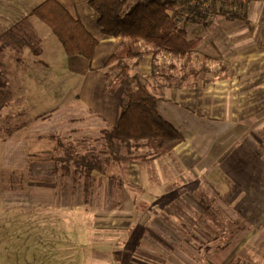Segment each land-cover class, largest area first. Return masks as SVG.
Instances as JSON below:
<instances>
[{
    "label": "crops",
    "instance_id": "0c3cea01",
    "mask_svg": "<svg viewBox=\"0 0 264 264\" xmlns=\"http://www.w3.org/2000/svg\"><path fill=\"white\" fill-rule=\"evenodd\" d=\"M8 1L17 4L18 11L24 10L22 2ZM23 1L34 4L28 9L25 7L24 18L29 20L31 10L43 0ZM60 1L83 21L99 43L92 61L79 55H67L72 71L85 76L80 88L83 103L76 104L71 89L67 88L69 95L63 105L37 110L36 114L32 112L29 118L40 120L34 126H29L31 122L26 120L8 138L3 155L10 164L22 161L44 172L47 169L41 166L52 169L60 161L59 157L62 162L78 157L89 160L94 151L103 157L102 134L118 121L119 100L127 83L121 84L112 94L106 92V73L116 65H106V61L129 41L104 35L88 0ZM138 1L131 0L125 10ZM215 10L214 20L205 18L187 22L190 36L202 39L190 57L174 59L166 52L154 57L151 47L139 40L136 48L143 55L125 60L131 72H139L145 77L149 89L157 97L161 115L184 133V140L172 153L129 162L144 167L142 174L147 181L150 182L154 174L158 177V182L145 188L147 193L151 192V198L152 193L157 197L160 195L162 200H166V195L168 199L169 195L175 196L176 205L167 204L170 210L164 208V204H156L152 211L148 206L136 205L134 210H138V216L130 222L116 218L115 212L121 211L119 206L109 208L112 220L100 217L98 212L105 211L100 209L96 210L97 215L90 225L89 206L70 205L72 188H39L33 194L36 197L33 203L37 205L35 213L41 214L38 217L42 220L41 229L56 230L52 231L51 240L61 243L53 249L59 255L63 252L58 260L108 264L110 254L105 246L109 244L112 249H121L124 257V260L121 257L113 260V264H152L156 260L138 256L136 246L142 237L143 241L151 240L150 229H154L159 238L157 244L168 247L165 256L160 255L163 264H264V0H254L248 5L221 1L215 4ZM16 38L15 44L8 43L14 51L26 44L25 40ZM40 42V33H34L33 41L29 43L30 51L38 57L45 51ZM35 58L31 59L35 64L47 63L42 58ZM0 59L4 60L3 57ZM11 59L20 61L21 57L11 55ZM80 97L76 95L79 100ZM24 114L19 112L17 116ZM47 133L51 138L54 133L57 142L47 139ZM30 134L42 138L37 146L39 150L32 153L33 163H30L31 153L25 147ZM204 142V148L200 149ZM158 159L162 169H150V163L159 162ZM93 173L98 175L97 171ZM17 179L15 175L12 181L18 182ZM170 179H175L173 188L166 185V180ZM149 188L155 191H149ZM26 190L19 196L21 201L16 199V202H28L29 192L33 191ZM85 192L87 190L82 188L79 194ZM46 200L49 205H43ZM72 208L79 216L67 215ZM222 211L224 220L217 221L213 214ZM151 212L156 216L150 217ZM142 213L144 216H140ZM50 214L60 215L50 217ZM158 215L163 218L160 220ZM167 217L170 220H163ZM56 220L63 223H55ZM74 225L81 229L76 234L80 237L83 234L88 237L91 227L102 232L111 228L116 232V238L113 234L111 243L96 242L92 252L82 248L81 254L75 256V248L71 250L67 244H62V239L68 237L67 229ZM123 227L128 229L122 231ZM137 234L142 235L139 241ZM122 237L127 241L117 247Z\"/></svg>",
    "mask_w": 264,
    "mask_h": 264
},
{
    "label": "rangeland",
    "instance_id": "374dc122",
    "mask_svg": "<svg viewBox=\"0 0 264 264\" xmlns=\"http://www.w3.org/2000/svg\"><path fill=\"white\" fill-rule=\"evenodd\" d=\"M8 2V0H0V58L3 57L4 59L3 61L0 59V264H87L82 260H58L61 254L63 255V252L59 255L53 249L58 247L56 244L61 243L51 240L52 231L56 232V230L41 229L42 220L38 218L41 214L35 213L34 208L37 205L33 203L36 201V197H33V194L39 188H47L49 190L72 188V197L68 198L72 203L70 205L81 203L89 206V208H85L90 209V213L87 214L90 225L95 220L96 210H105L102 213L98 212V215L104 217L105 220H112V212H109V208L119 206L121 211L115 212L118 215L116 218L119 217L120 220L130 222V220H135L138 216V210H134L136 205L148 206V210L151 211L154 210L156 204L160 206L164 204V208L167 204L174 206L176 205L175 196L169 195V200L168 195H166V200H162L160 195L157 197L152 193L153 196L151 198V192L147 193L145 188L158 182V177L155 178L156 174H154L152 180L150 182L147 181L145 179L146 176L142 174L144 167L139 168V163L129 164L122 161H114L106 165V170L110 173L108 174L111 175L110 177L98 174L96 177L91 175L87 178L79 172H73L75 170L73 166L67 173L62 171L63 166H58V172H55V166L52 169L50 166H41V168L47 169L44 172L31 164L27 166L22 161L17 164H10L5 159L3 152H5L9 136L16 131L19 125L26 123V120H29L28 123L31 122L29 126H34L40 120V118L35 120L29 118L32 112L36 114L37 110H50L63 105L69 95L67 88L71 89L75 103L80 106V103H83L80 97V88L85 81V76L72 71L70 68L68 63V56L70 55L67 56L61 41L51 27L35 15H32L29 20L24 18L25 7L28 9L34 4L23 0H14V2H22V7L25 5L24 10L18 11L17 9L20 7L17 4H9ZM130 3L131 0L127 1L124 10ZM12 12L19 14L17 16L12 15ZM34 33H40V45L45 48V51L39 57L30 51L32 47L29 43L33 41ZM17 36L25 40L27 45L21 44V49L14 51L8 43L12 41L15 44L16 39H18L16 38ZM11 55L21 57V60H13ZM32 58H42L47 63L40 62L35 64L31 61ZM78 94L80 100L76 98ZM74 101L71 102L73 105ZM19 112L25 113V116H17ZM53 134L51 133L52 138L49 133L46 134V137L57 142ZM40 140L42 138L34 134L28 135L25 147L31 153L30 163H33L34 160L33 151L39 150L37 146ZM205 144L206 142L203 143L200 149H203ZM8 147L12 146L8 145ZM158 160L159 162L153 161L150 163L149 168L162 169V167L158 166L161 165L160 159ZM164 168L163 166V170ZM15 175L18 178V182L12 181ZM166 185L168 187L176 185L175 179L166 180ZM29 188L33 192H29L28 202H16V199L20 200L19 196L22 191H27L26 189ZM82 188L87 190V192L80 195V189ZM148 190L155 191L150 188ZM48 201L46 200L47 203L44 202L43 205H49ZM217 204L220 205L219 203ZM168 208L170 209V207ZM91 209L94 211L91 212ZM73 212L74 208L67 215L79 216V214ZM223 214L222 211L213 214V216L217 221L224 220ZM56 215L60 214H50L49 216L56 217ZM149 215L150 217L156 216L152 212ZM159 215L158 217L161 220L163 215ZM165 215H168V213ZM170 215L172 216V214ZM140 216H144V214L142 213ZM163 220H170V218L167 217ZM47 222L49 223V221ZM54 222L63 223L61 220ZM126 226H128V223ZM127 229V227L126 229L123 227L122 231ZM112 230L109 228L102 232V230L90 227L88 237L85 234L80 237L76 234L81 229H77L74 225L72 229H67L68 237L62 239V244H67V247L71 250L75 248L74 252H72L75 256H78L81 254L80 250L82 248L85 251L88 248L92 252V249L96 248L93 246L96 242L104 244V242L111 243L114 241L112 237H114V234V238H116V232ZM150 230L153 237H151V240L148 238L149 240L144 241L142 237L141 243L136 246L137 254L138 256H146V259L152 258L158 262H152V264H161V262L163 264L164 260L161 261L160 255L165 256L168 247L165 244V246L157 244L159 238L155 234L154 229ZM202 231L207 234V231L203 228ZM216 232L217 234L220 233L219 230H216ZM141 236L137 234V241H139ZM205 236L208 237V234ZM125 241H127L126 237H122L117 247L122 245L123 242L125 243ZM109 246L111 245L105 246L110 254L107 257L108 264H113V260L120 257L124 258L121 249H112ZM178 263L182 264L181 262ZM90 264H101V262L92 261ZM184 264L190 263L185 262Z\"/></svg>",
    "mask_w": 264,
    "mask_h": 264
},
{
    "label": "trees",
    "instance_id": "16d2710c",
    "mask_svg": "<svg viewBox=\"0 0 264 264\" xmlns=\"http://www.w3.org/2000/svg\"><path fill=\"white\" fill-rule=\"evenodd\" d=\"M126 3L127 0H88L102 33L129 41L106 61V65L116 63L106 73L107 92L114 93L127 81L119 100L118 121L103 131V157L95 151L89 160L78 157L62 162L59 157L56 171L58 166H63L61 170L67 173L73 166V172L87 178L96 177L94 171L110 177L107 164L156 159L172 153L184 140V133L161 115L157 97L149 89L145 77L139 72L131 74V67L125 60L143 55L136 48L139 40L151 47L154 57L165 52L176 59L190 57L202 39L190 36L186 24L206 17L191 0H139L124 10ZM30 13L51 27L67 55L93 60L99 39L60 0H43Z\"/></svg>",
    "mask_w": 264,
    "mask_h": 264
},
{
    "label": "built area",
    "instance_id": "2783aa9c",
    "mask_svg": "<svg viewBox=\"0 0 264 264\" xmlns=\"http://www.w3.org/2000/svg\"><path fill=\"white\" fill-rule=\"evenodd\" d=\"M221 1L228 3H236L241 5H248L254 0H191V3L194 6L200 8L202 14L205 15L206 19L214 20L216 18L215 4Z\"/></svg>",
    "mask_w": 264,
    "mask_h": 264
}]
</instances>
